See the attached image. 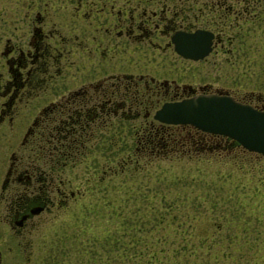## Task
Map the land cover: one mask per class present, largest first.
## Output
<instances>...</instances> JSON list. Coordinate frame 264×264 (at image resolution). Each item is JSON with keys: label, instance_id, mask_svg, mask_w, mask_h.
<instances>
[{"label": "flooded vegetation", "instance_id": "flooded-vegetation-1", "mask_svg": "<svg viewBox=\"0 0 264 264\" xmlns=\"http://www.w3.org/2000/svg\"><path fill=\"white\" fill-rule=\"evenodd\" d=\"M11 4L0 36V124L24 126L5 138L0 161V240L32 239L47 213L116 173L112 158L136 171L140 160L143 168L157 159L248 152L229 137L154 114L164 103L207 93L264 109L220 82L222 57L231 64L234 57L227 30L264 15V0ZM195 31L212 36L207 52L191 58L175 47L203 43L185 39ZM69 170L84 175L76 186Z\"/></svg>", "mask_w": 264, "mask_h": 264}, {"label": "rangeland", "instance_id": "rangeland-1", "mask_svg": "<svg viewBox=\"0 0 264 264\" xmlns=\"http://www.w3.org/2000/svg\"><path fill=\"white\" fill-rule=\"evenodd\" d=\"M11 2L0 0V36L7 30ZM262 25L238 19L227 30L236 35L233 63H226L223 57L220 63L221 84L236 97L257 103H264ZM209 59L207 67L213 60ZM23 126L0 124V161L6 151L5 138L19 135ZM248 152L157 159L143 168L140 160L136 171L133 162L125 165L112 158L110 165L116 173L104 177L98 188L95 185L75 201L70 199L67 205L47 213L32 239L0 240V264H126L125 256L138 252L135 244L128 243L129 235L147 240L155 235L183 237L193 244L202 239L199 264H264V154ZM72 170L65 177L76 186L77 178L84 175ZM113 207L119 217L97 212ZM159 220L169 222L167 231L156 228ZM182 223L184 230L178 228ZM122 230L119 251L109 240ZM118 252L125 255L118 256ZM191 261L192 257L189 264Z\"/></svg>", "mask_w": 264, "mask_h": 264}, {"label": "water", "instance_id": "water-1", "mask_svg": "<svg viewBox=\"0 0 264 264\" xmlns=\"http://www.w3.org/2000/svg\"><path fill=\"white\" fill-rule=\"evenodd\" d=\"M211 36L209 31H195L185 39L191 42L197 39L203 43L191 44L185 51L180 46L175 48L185 56L196 58L207 52ZM154 116L162 121L188 122L201 130L229 137L248 151L264 154V109L230 95L195 94L164 103Z\"/></svg>", "mask_w": 264, "mask_h": 264}, {"label": "trees", "instance_id": "trees-1", "mask_svg": "<svg viewBox=\"0 0 264 264\" xmlns=\"http://www.w3.org/2000/svg\"><path fill=\"white\" fill-rule=\"evenodd\" d=\"M243 20L246 23H252V25L256 24H263L262 28L264 29V15H254L250 17H244ZM238 33V32H237ZM236 36V35H235ZM263 40V47L264 48V38ZM255 50H258V44L254 43ZM261 68L264 69V62L260 65ZM240 151H244L239 148ZM246 152V151H244ZM249 153V152H248ZM169 173V172H168ZM179 179V178H177ZM171 206H166V208H169ZM111 209V210H110ZM99 214L108 215V216H118L119 212L118 209L113 208H103L97 211ZM95 214V213H94ZM164 214V212H162ZM169 214V213H168ZM162 215L159 214V218ZM119 217V216H118ZM161 219V218H160ZM178 224L181 223V221L177 222ZM197 224H194L193 226H196ZM158 227V228H157ZM170 225L169 222H157L156 228L160 231L161 229H164L167 231L169 229ZM181 230H184L183 223L178 227ZM184 232V231H183ZM123 235L122 233L118 234L117 236H112L110 238V242L112 247L119 249L120 251V241L119 237L120 235ZM130 240L128 241L129 244H135L133 247L137 249V253H131L125 256L126 264H189L190 257H192V264H199V255L201 253V249L203 248V241L202 239L198 242L193 244L192 239H185L183 237H173L168 238L165 236H156L153 237V239L147 240L144 239L141 235L138 237H133L132 235L128 236ZM189 237V236H188ZM134 238V239H131ZM117 246V247H116ZM192 251H191V250ZM125 252L121 253L118 252V256H124ZM202 264V262H201Z\"/></svg>", "mask_w": 264, "mask_h": 264}]
</instances>
